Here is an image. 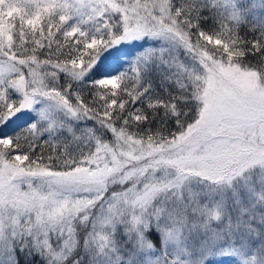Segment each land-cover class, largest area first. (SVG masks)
Here are the masks:
<instances>
[{
    "label": "snow or ice",
    "instance_id": "snow-or-ice-1",
    "mask_svg": "<svg viewBox=\"0 0 264 264\" xmlns=\"http://www.w3.org/2000/svg\"><path fill=\"white\" fill-rule=\"evenodd\" d=\"M249 11L240 0H0V264H18L17 244L48 264H81L76 224L90 222L92 264H206L217 249L264 264V21L249 26ZM145 37L168 47L149 52L143 70L107 75L112 49ZM153 60L177 74L167 102L145 97ZM89 73L104 78L87 98L57 86L61 74L79 83ZM42 101L100 133L52 119L7 134ZM178 101L194 102L191 118ZM160 110L177 131H141ZM64 130L70 140L54 139Z\"/></svg>",
    "mask_w": 264,
    "mask_h": 264
},
{
    "label": "trees",
    "instance_id": "trees-1",
    "mask_svg": "<svg viewBox=\"0 0 264 264\" xmlns=\"http://www.w3.org/2000/svg\"><path fill=\"white\" fill-rule=\"evenodd\" d=\"M176 3H179V0H176ZM240 4L242 7L250 8L248 21L249 26L253 24H259L260 21H264V7H261V4H264V0H255L256 6L254 8H251L250 6L253 4V0H241ZM203 16L209 17L208 20L203 21V26L206 30H210L213 27V20L212 16L213 14L205 11L202 13ZM241 34L244 35L246 38H252L256 33L249 32L247 30V27H242ZM168 44L160 39H151V38H143L138 40H132L129 42H124L120 47H118L114 53L116 54L114 62H112V66L110 71L107 73L109 74H115L119 75L121 73H127L134 64L140 63L142 70H143V60L147 57V54L149 52H152L153 50H159L161 48H167ZM179 59L183 62V64L191 71L195 69L196 71H199V66L195 64L194 61H192L190 58H188L185 54V52L180 49L178 50ZM112 60V58H110ZM246 60L250 61L249 66H252V64L255 63L254 58L246 57ZM176 73L174 70H171L169 68H166L163 64H158L153 60L152 63L148 65L147 71H142L143 81L142 86H150L149 91L145 93V97L149 100H160L167 102L172 98L174 94H179L177 90V85L175 83L176 80ZM101 75H93L92 73H89L88 76L84 78L82 82L76 83L72 82L68 78L64 76V74L60 75V79L58 82V88L63 90L67 88L70 85V93H76L79 92L87 98L90 96L91 91V85L94 83L95 79ZM186 95V93L184 94ZM145 97H142L140 101L137 102L134 107H140L145 103ZM15 98V97H14ZM44 102V101H43ZM178 107H180L181 111L183 112L184 109H189V118L192 117V115L195 113V107L194 102L189 101L188 103H180L178 101ZM50 113V115H47L46 109L41 110V113H43V117L41 116V113L35 116L25 115L27 120L26 122H19L18 124L22 127L18 128L17 124H12L10 130L8 131V135L15 136L17 133L22 131L23 129H27L28 126L32 123H37L40 126H47V122H49L50 117L53 113H58L56 109H53ZM161 116L158 117L157 120L152 121L149 125H146L142 127L141 131H144L145 128H151L153 132H156L157 130H160L162 132L171 133L174 131H177L176 124H175V118H167L166 120L163 117V110H160ZM59 118L60 115H57ZM62 119V118H61ZM44 120L43 124L42 121ZM62 127L64 129H67L68 127H71L75 130L76 133H81L85 131L88 128H96L97 133H100V129L95 125L93 121H86V120H72L68 118L67 116L63 117L62 119ZM103 139H111L110 134H105ZM42 140L48 139V136L45 135L41 137ZM54 139L62 140L64 142H67L71 139L68 132L66 130L61 131ZM91 225V222L89 223ZM89 225L87 226V229L89 228ZM84 233V232H82ZM83 238H80L82 240ZM159 239V238H157ZM84 245V244H83ZM29 255L31 257V261L29 260V264H45L42 261V257L37 259V257H33V255L37 252H31V247L28 248ZM82 260L81 264H90L87 261L86 253L84 252L82 254ZM18 264H20V260L17 258Z\"/></svg>",
    "mask_w": 264,
    "mask_h": 264
},
{
    "label": "rangeland",
    "instance_id": "rangeland-1",
    "mask_svg": "<svg viewBox=\"0 0 264 264\" xmlns=\"http://www.w3.org/2000/svg\"><path fill=\"white\" fill-rule=\"evenodd\" d=\"M122 44H124V43H122ZM121 45H119V47ZM116 49L117 48L112 49V52L114 53V51ZM109 75L115 76V74H109ZM102 78H104V76L101 75V76L97 77L95 80L102 79ZM43 109H46L47 115H50V113L52 111H54L53 109H56V108L50 102H48V101H44L43 102L42 101L40 104H37L35 106V109L33 111L27 112V113H25V115L35 116V115L40 114L41 113V110H43ZM56 110H57L58 113H56V112L53 113L51 115V117H50V120L54 119L57 122L58 125L62 126V119L66 115L64 113L60 112L58 109H56ZM57 115H60V117L62 119L59 118ZM42 123L45 124L44 123V120L42 121ZM21 127L22 126L18 124V128L17 129H19ZM194 187H199L200 189H203V185H194ZM257 191H259V186L257 187ZM204 199L205 200H208L209 198L208 197H205ZM211 199H212V202H217V201H219L220 197L217 195V196L212 197ZM245 203L246 204H249V203H251V201L248 198H246L245 199ZM257 212L258 213L264 212V209L258 208L257 209ZM228 213L231 216L232 222L235 223V221L238 219L239 208H237L235 205H233L232 202H231V200H229V204H228ZM227 222H228V216L225 217L224 223H222L220 225H213V226L214 227H218V228L219 227H224V226H226ZM252 223H256V221H252ZM76 229H77V235H78V238H79V247L77 248V251L75 253V258H82L83 257L82 254L85 252L84 251L85 236L89 233V231L91 229V225H89V228L87 229V226H84V225H81V224L77 223L76 224ZM82 232H84V233H82ZM155 235H156V238H159V233H155ZM80 238H83V239L80 240ZM119 238L121 240H123V237L122 236H120ZM149 238H151V234H150ZM51 242H52V245H53L54 248H58L59 247V241L56 240L55 238H53ZM121 247H123V245H121ZM221 247H226V246H221ZM254 247H259V244L258 243L255 244ZM28 248H25L23 251H21V248H20L19 244H17L15 259L17 261V258H18L20 260V264H29V260L31 259V257L29 255ZM32 250H33L34 253L37 252V253H35L33 255L34 258L37 257V259H39L40 257H42V261L45 264H48V261L42 255H40L38 253V250L33 249L31 247V252H32ZM204 251H206V250H204ZM201 255H203V252L201 253ZM242 257H243V254L242 253H229L227 251H219L217 249V250H214L213 251V255H212L211 259L208 260V261H206V264H241ZM86 258H87V261L90 264H92V262L89 261V254L88 253H86ZM67 264H72L71 259L68 260Z\"/></svg>",
    "mask_w": 264,
    "mask_h": 264
}]
</instances>
